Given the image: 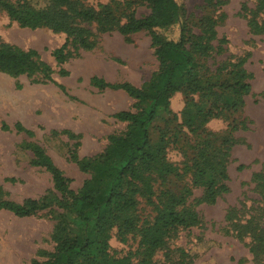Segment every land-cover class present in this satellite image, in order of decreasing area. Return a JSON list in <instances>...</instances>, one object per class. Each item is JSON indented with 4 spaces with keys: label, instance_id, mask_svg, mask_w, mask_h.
Returning a JSON list of instances; mask_svg holds the SVG:
<instances>
[{
    "label": "rangeland",
    "instance_id": "rangeland-1",
    "mask_svg": "<svg viewBox=\"0 0 264 264\" xmlns=\"http://www.w3.org/2000/svg\"><path fill=\"white\" fill-rule=\"evenodd\" d=\"M180 1L186 5L191 23L208 14L221 19L213 41L216 49L208 61L214 73L224 65L228 71L213 82L225 79L241 64L251 92L244 104L219 111L217 117L205 120L198 115L193 126L187 119L195 104L205 109L214 98L178 92L171 99V112L161 109L148 126L153 143L164 135L167 160L179 168L165 187L178 195L192 192L187 206L192 205L190 209L197 214V223L173 233L152 257V264H264V0H214V7L205 0ZM74 4L95 9L109 4L122 23L129 15L150 13L140 0H74ZM72 24L89 31L91 48L84 49L73 42V36L68 38L49 27L23 28L0 9V45L35 50L37 60L48 66L51 75L48 80L40 72L16 75L0 71V201L45 200L48 205L27 218L0 210V264L44 262L55 252L60 238L78 237L85 231L77 217L78 206L67 213L58 207L52 175L32 164L34 153L29 146L42 148L70 180V188L80 191L92 174L82 172L75 157L82 160L106 153L109 137L128 127L114 114L133 110L135 103L123 90L96 89L92 78L143 87L159 70L147 32L125 38L116 31L101 33L95 24ZM194 30L200 32L196 26ZM67 39L69 56L59 63L53 52ZM144 108L150 110L152 105ZM198 150L210 151L225 165L228 192L213 205L203 201L204 188L195 187L192 181V160ZM216 179L221 180L218 174ZM138 201L139 217L152 220L154 206L145 197L139 196ZM61 215L68 223L64 233L58 229ZM139 242L138 234L123 240L114 230L112 253L116 257L131 255L138 263L143 256Z\"/></svg>",
    "mask_w": 264,
    "mask_h": 264
},
{
    "label": "trees",
    "instance_id": "trees-1",
    "mask_svg": "<svg viewBox=\"0 0 264 264\" xmlns=\"http://www.w3.org/2000/svg\"><path fill=\"white\" fill-rule=\"evenodd\" d=\"M140 1L148 6L150 13L143 17L129 15L122 23L109 4L95 9L79 8L74 0H18L16 4L0 0V9L21 27H49L62 31L68 38L73 36V42L84 49L92 46L89 31L73 25L74 21L95 24L101 33L116 31L125 38L147 32L159 62V70L143 87L92 78V86L96 89L123 90L135 103L133 110L114 114L117 121L127 123L128 127L126 132L109 137L110 147L106 153L82 160L75 157L80 170L92 174V179L80 191L70 188V180L42 148L29 146L34 153L32 164L52 175L54 189L59 195L58 207L67 213L78 206L77 217L85 224L84 234L60 238L49 259L32 261L31 264H152V257L166 246L173 233L197 223V214L190 209L192 205L187 206L188 195L190 197L192 192L189 194L187 190L185 195H178L165 187L179 168L167 160L164 135L160 142L153 143L148 126L157 119L161 109L171 112V99L178 92L214 98L205 109L195 104L187 119V123L193 126L198 115L206 120L219 116V111L244 104V97L251 92V84L246 81L248 75L241 64L235 66L236 70L229 71L225 79L213 82L217 77L221 79V73L228 71V66L224 65L214 73L208 61L216 49L213 41L221 19L215 20L208 14L191 23L187 7L180 0ZM205 1L214 7V0ZM194 26L200 32H196ZM68 44L69 39L53 52L59 63L69 56L66 52ZM37 58L35 50L24 51L0 45L1 72L16 75L40 72L50 80L48 66ZM148 103L152 105L150 110L144 108ZM16 128L21 126L17 124ZM216 156L210 151L198 150L190 168L194 186L204 188L203 201L210 205L228 192L224 183L228 179L225 165L217 161ZM115 161L122 165L114 164ZM217 174L221 180L216 179ZM139 196L154 206V216L150 221H142L138 215ZM47 207L45 200L29 199L22 204L0 201V210L20 218L37 215ZM60 218L62 225L58 229L64 233L68 223L62 215ZM114 230L123 240L130 234L140 236L139 248L143 256L138 263L132 260L131 255L116 257L112 253L110 242Z\"/></svg>",
    "mask_w": 264,
    "mask_h": 264
}]
</instances>
